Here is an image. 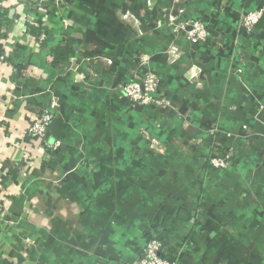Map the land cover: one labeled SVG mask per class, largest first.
<instances>
[{"label": "crops", "instance_id": "crops-1", "mask_svg": "<svg viewBox=\"0 0 264 264\" xmlns=\"http://www.w3.org/2000/svg\"><path fill=\"white\" fill-rule=\"evenodd\" d=\"M3 2L0 264H133L152 235L179 264H264V16L242 27L264 0ZM147 58L167 106L123 90Z\"/></svg>", "mask_w": 264, "mask_h": 264}, {"label": "built area", "instance_id": "built-area-1", "mask_svg": "<svg viewBox=\"0 0 264 264\" xmlns=\"http://www.w3.org/2000/svg\"><path fill=\"white\" fill-rule=\"evenodd\" d=\"M4 7V2H0V12ZM184 9L179 10V14H183ZM252 16H256L255 21L251 19ZM264 16V8H259L246 12L242 17V27L251 33L257 23ZM171 21L174 24L175 32L182 33L187 42L191 46L201 45L207 42L209 38V30L203 19H189L187 21H181L180 16L171 17ZM175 34V33H174ZM177 51V47H172V53ZM5 59V55L0 47V61ZM161 85L158 75L154 72L144 73L141 80H133L123 86V90L127 97L134 103L140 105L156 104L158 106H167L168 103L162 98L156 97V94L161 91ZM56 104L52 103L49 107L45 108L38 118L31 123L28 127L27 135L31 138H45L48 130L52 126L54 119L56 118ZM60 146V142H57L54 147ZM233 159V153L231 150H225L217 154L212 155L209 158V164L214 168L227 169L231 165ZM164 244L159 238L153 236L149 238L143 248L140 258L133 264H179L177 260H171L163 255Z\"/></svg>", "mask_w": 264, "mask_h": 264}, {"label": "rangeland", "instance_id": "rangeland-1", "mask_svg": "<svg viewBox=\"0 0 264 264\" xmlns=\"http://www.w3.org/2000/svg\"><path fill=\"white\" fill-rule=\"evenodd\" d=\"M55 1H57V2H59V1H62V0H55ZM170 22V26L172 25V21L170 20V19H168L166 22ZM169 33L171 34V32L169 31ZM172 48L170 47V48H167L166 50H164V53L166 54V55H172ZM178 52H180V51H178ZM178 52L177 53H175V54H177V56L179 55L178 54ZM150 60L147 58L146 59V67H145V72L146 73H150V72H154V73H156L155 72V69L153 68V67H151V65H150ZM157 74V73H156ZM159 78V77H158ZM131 81H133V80H130L129 82H131ZM128 82V83H129ZM159 82H160V85L161 86H163V84L161 83V80L159 79ZM162 99H164V98H162ZM164 101L165 102H167L168 104H169V102L166 100V99H164Z\"/></svg>", "mask_w": 264, "mask_h": 264}, {"label": "trees", "instance_id": "trees-1", "mask_svg": "<svg viewBox=\"0 0 264 264\" xmlns=\"http://www.w3.org/2000/svg\"><path fill=\"white\" fill-rule=\"evenodd\" d=\"M60 50H61V48H60ZM60 50H58V53L57 54H59V51ZM68 50V49H67ZM68 52V51H67ZM62 54H63V52H62ZM65 54H68V53H65ZM156 97H158L157 95H156ZM150 105H152L153 107H155V106H158V105H156V104H150ZM149 106V105H148ZM49 131V130H48ZM209 161V160H208ZM151 237H153V235L152 236H150V237H148L147 238V240L149 239V238H151ZM155 237H157V238H159L161 241H163V244H165V241H164V239L162 238V237H160V236H155Z\"/></svg>", "mask_w": 264, "mask_h": 264}, {"label": "clouds", "instance_id": "clouds-1", "mask_svg": "<svg viewBox=\"0 0 264 264\" xmlns=\"http://www.w3.org/2000/svg\"><path fill=\"white\" fill-rule=\"evenodd\" d=\"M0 2H2V0H0ZM12 2H15V0H12ZM256 18H257L256 16H252V17H251V19H252L253 21H255Z\"/></svg>", "mask_w": 264, "mask_h": 264}, {"label": "water", "instance_id": "water-1", "mask_svg": "<svg viewBox=\"0 0 264 264\" xmlns=\"http://www.w3.org/2000/svg\"><path fill=\"white\" fill-rule=\"evenodd\" d=\"M186 215V212L185 211H182L181 212V216H182V218H183V216H185Z\"/></svg>", "mask_w": 264, "mask_h": 264}]
</instances>
